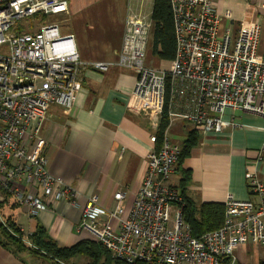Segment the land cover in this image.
Here are the masks:
<instances>
[{"label":"built area","instance_id":"1","mask_svg":"<svg viewBox=\"0 0 264 264\" xmlns=\"http://www.w3.org/2000/svg\"><path fill=\"white\" fill-rule=\"evenodd\" d=\"M170 6L175 58L168 70H156L146 65L153 24L144 16L127 17L116 63L84 62L75 37L61 35L58 25L20 28L29 19L65 16L68 0H0V191L32 218L63 201L78 205L76 189L48 169L42 131L51 107L67 112L74 107L82 70L105 73L117 65L136 75L132 94L137 109L159 123L167 113L169 126L160 142L151 137L160 146L147 156L143 182L128 214L123 206L126 191L114 194L117 206L112 212L92 196L78 230L89 233L122 264H236L240 249L264 246V181L255 171V164L264 162V143L246 175L256 201L229 195L223 225L195 238L185 221V201L169 183L181 148L170 142L167 131L173 123L187 121L203 135L222 134L243 127L235 120L239 112L264 119L261 25H243L233 37L230 31L221 32L222 18L232 20L231 13L222 17L213 0H170ZM227 111L232 113L229 120ZM111 220L117 221L116 227ZM24 236L25 244L33 247L31 235Z\"/></svg>","mask_w":264,"mask_h":264},{"label":"crops","instance_id":"2","mask_svg":"<svg viewBox=\"0 0 264 264\" xmlns=\"http://www.w3.org/2000/svg\"><path fill=\"white\" fill-rule=\"evenodd\" d=\"M147 1L68 0L69 11L64 17L73 19L78 27L77 33L71 35L75 37L81 60L116 63L127 17L137 14L151 20L154 0H150L149 16L144 15ZM213 3L222 17L227 12L232 15V20L222 18V33L230 31L235 37L243 25H261L258 54L264 55V0H213ZM93 11H97L96 17L103 15L106 23L94 28L96 32L85 44L80 30L82 25L91 24ZM85 15H89L86 20ZM80 79L74 107L68 112L58 106L51 107L42 131L48 169L76 189L78 205L63 201L32 218L25 208L0 191L4 222L12 219L25 235H32L42 226L61 248L94 241L89 233L78 230L82 210L90 197L98 196L100 205L112 212L117 206L114 194L126 191L123 206L128 214L143 182L147 156L160 146V143L153 145L151 137L158 136L162 122L147 119L137 109L132 94L136 81L133 71L117 65L105 73L84 69ZM231 117L232 113L227 111L225 120ZM235 120L243 127L222 134L203 135L187 121H177L167 131L170 142L181 150L190 134L198 132V145L178 164L169 180L181 194V181L189 171L191 180L184 196L197 207L209 203L224 205L229 195L237 200L256 201L249 191L246 175L264 143V119L239 112L235 113ZM255 171L264 181V162L255 164ZM110 222L116 227V220ZM21 257L0 244V264H54L27 253ZM236 258V264H264V246L247 245L236 253ZM77 262L88 264L83 257L71 261Z\"/></svg>","mask_w":264,"mask_h":264},{"label":"trees","instance_id":"3","mask_svg":"<svg viewBox=\"0 0 264 264\" xmlns=\"http://www.w3.org/2000/svg\"><path fill=\"white\" fill-rule=\"evenodd\" d=\"M151 22L153 24L151 53L160 61L171 63L175 58L176 38L170 0L153 1ZM168 126L169 119L167 113H165L157 136L158 142L162 140ZM198 143V132L193 131L181 150L179 163L189 156L190 151ZM190 180L191 174L189 171H186L181 181V196L185 201L183 212L185 221L191 229L192 236L199 238L206 233L218 230L223 225L225 206L223 204L209 203L197 207L184 196L186 185L190 183ZM5 224L7 227H5L0 219V244L20 259H22V254L27 253L35 257L50 260L54 264H59L58 262L69 264L73 259L78 257L88 259V264H122L115 262L112 255L95 241H82L73 247L61 248L42 226H39L29 237L33 245V247H29L23 241L25 237L24 233L12 219H6Z\"/></svg>","mask_w":264,"mask_h":264},{"label":"rangeland","instance_id":"4","mask_svg":"<svg viewBox=\"0 0 264 264\" xmlns=\"http://www.w3.org/2000/svg\"><path fill=\"white\" fill-rule=\"evenodd\" d=\"M146 11L144 12V15L149 16L150 9V0L146 2ZM96 12L93 11V15H91V18H93L91 21L90 25H82V29L80 30V33L82 35L83 43L87 44L88 40H90L91 36L96 32L94 28H98L101 25H104L106 23L105 18L103 15L96 17ZM89 17V15H87ZM87 16H83L84 19L86 20ZM37 21H33V19H29L26 21L20 22V28L22 30H25V28L31 24V30H34L36 27H40L42 24H56L59 27L60 34L61 35H69V34H74L77 33L78 27L76 25V22L73 19L68 20V18L64 16H49L46 17L45 19L42 20V17H39L36 19ZM100 23V24H98ZM89 33V34H88ZM88 34V35H87ZM77 39V37H76ZM146 65L154 68L156 70H168L170 67L169 63L162 62L158 58L152 55L151 53V42L149 44V51L147 53V58H146ZM85 261H88V259H85ZM63 263V262H62ZM69 264H72L71 262ZM76 264H83V262H77Z\"/></svg>","mask_w":264,"mask_h":264}]
</instances>
